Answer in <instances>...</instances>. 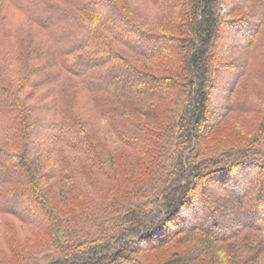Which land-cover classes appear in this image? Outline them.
Segmentation results:
<instances>
[{
  "label": "trees",
  "instance_id": "16d2710c",
  "mask_svg": "<svg viewBox=\"0 0 264 264\" xmlns=\"http://www.w3.org/2000/svg\"><path fill=\"white\" fill-rule=\"evenodd\" d=\"M21 1L0 37V264H264V0Z\"/></svg>",
  "mask_w": 264,
  "mask_h": 264
},
{
  "label": "rangeland",
  "instance_id": "374dc122",
  "mask_svg": "<svg viewBox=\"0 0 264 264\" xmlns=\"http://www.w3.org/2000/svg\"><path fill=\"white\" fill-rule=\"evenodd\" d=\"M16 5L19 7H15L14 4L12 3V5L10 4L9 6H7L4 9V17H5L4 24L5 25L2 26V30L0 32L2 44L4 46V48H3L4 52L9 51V49L11 48L10 35L12 34V31L15 29V27H17L18 23H20L21 21L24 20V18H23L24 13L30 12L29 14H32V12H34L33 6L29 3L26 4L21 0H17ZM38 17L44 18V15L42 13H40ZM255 17H256L255 15H252L250 17V20L253 21L255 19ZM220 28H221V31H223V32L229 31L228 27H226V26H222ZM36 36H37L36 37L37 43L39 45L43 44L41 41V35L39 33H36ZM224 41H221V44L222 43L224 44ZM239 41H240L239 37L231 35L230 38H228L226 40V43L235 45ZM9 44H10V48H8ZM225 48L226 47L223 45L220 47L221 51H223V52L225 51L224 50ZM238 63H239V61H238ZM238 65L239 64H236L234 68L236 69L238 67ZM229 77H230V75H229L228 71H226L225 73H221V72L217 73V77H216L217 78L216 79L217 80V87H215L212 90V98L210 99V101L207 105V113L209 116V123H212L213 117L216 116L217 111L219 112L220 107L222 106V104L225 101V95H226L225 94V89H226L225 85H226ZM130 82H132V80H130ZM43 89L44 88H41V90H43ZM79 98L82 99V102L85 101L84 96H79ZM244 122H245V120H242L240 123H244ZM229 123H230V119L228 117L215 131L216 132L214 134L215 139H217V140L223 139L228 134H230L229 135L230 139H232V136L234 135L235 132H232V130H231V132H232V135H231L230 128H229V127H231V125ZM234 130H235V128H234ZM229 136H227V137H229ZM261 177L264 179L263 175H261ZM209 192L212 193L211 190ZM11 204L12 203H10V205ZM201 207L202 206H200V208ZM237 219L241 222H247L250 220V218H248L247 216L246 217H239ZM210 232L213 233L211 230H210ZM150 259L151 258L144 257V260H146V262L153 264V262H152L153 259H151V260Z\"/></svg>",
  "mask_w": 264,
  "mask_h": 264
}]
</instances>
